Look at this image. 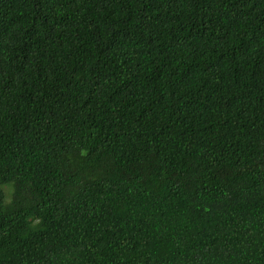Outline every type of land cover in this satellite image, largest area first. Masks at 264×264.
<instances>
[{"label":"trees","instance_id":"1","mask_svg":"<svg viewBox=\"0 0 264 264\" xmlns=\"http://www.w3.org/2000/svg\"><path fill=\"white\" fill-rule=\"evenodd\" d=\"M0 264H264V0H0Z\"/></svg>","mask_w":264,"mask_h":264},{"label":"rangeland","instance_id":"2","mask_svg":"<svg viewBox=\"0 0 264 264\" xmlns=\"http://www.w3.org/2000/svg\"><path fill=\"white\" fill-rule=\"evenodd\" d=\"M7 191H10V188H7Z\"/></svg>","mask_w":264,"mask_h":264}]
</instances>
